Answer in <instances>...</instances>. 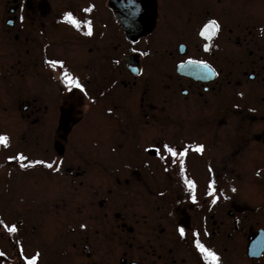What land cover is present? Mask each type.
<instances>
[{"label":"rangeland","instance_id":"374dc122","mask_svg":"<svg viewBox=\"0 0 264 264\" xmlns=\"http://www.w3.org/2000/svg\"><path fill=\"white\" fill-rule=\"evenodd\" d=\"M89 1L76 0V22L81 24L76 36L64 26L50 32V37L59 41L76 38V47L62 44L47 51L48 58H64L75 73L87 74L81 79L85 90L73 88L62 94L58 85L62 70L50 61L42 64L41 47L30 48V53L7 39L8 28L0 21V136L8 138L7 144H0V264H29L31 260L36 264H166L167 260L175 264L177 257L182 264H202L195 241L201 244L200 249L206 246L216 253L218 250L223 256L220 264H249L245 254L247 234L264 228V143L250 141L254 134L263 135L264 127L256 128L250 120L252 116L259 118L249 108L257 101L253 90L250 99L236 94L255 84L248 83L244 76L239 81L241 87H226L227 74L232 71L234 37L229 34V43L224 40L228 45L223 53L214 50L207 55L198 48L196 31L211 16L223 14V20L229 22L227 15L231 18L233 9L251 13L254 18L264 16V0H192L193 8L185 22L190 27L186 30L179 22L180 2L172 0L170 8L163 4L157 23L167 29H156L150 37V52L145 54L147 59L142 57V74L137 78L118 63H105L111 52L105 42L106 31L98 25L105 22L106 0H94L99 5L92 15L85 8ZM87 17L94 20L95 29L92 26L89 30L94 34L91 39L83 27ZM169 25L174 26L170 29ZM224 33L221 31L218 43H222ZM179 43L187 47L183 56L177 48ZM165 48H170L172 60L165 61L168 63L159 59ZM120 52L126 54L127 48ZM184 59L222 68L208 94L201 88L188 90L189 84L184 82L183 89L190 91L188 98L183 99L182 87L168 93V82L171 89L179 85L174 66ZM47 64L56 70L49 71ZM165 64L161 70L159 66ZM169 65L171 71L165 69ZM111 66L114 76L108 72ZM113 77L116 84L110 90ZM121 80L126 85L134 82L145 86L151 111L168 103L171 115H158V130L153 125L143 129L145 120L133 119L124 106L116 103ZM222 85L224 93L220 92ZM141 87L133 89L123 104L129 106ZM106 92L114 102L112 112L104 108L107 95L99 96ZM89 96L96 98V105L89 104ZM223 96L224 101L218 103ZM241 102L247 109L234 108ZM223 104L227 107L219 114L217 108ZM186 107L189 110H181ZM259 108L264 112V107ZM62 112L67 119L64 134L58 132ZM188 117L195 118L193 124H181ZM119 122L129 125L133 133L120 131L116 126ZM158 136L176 144L180 141L177 138L185 140V144L180 143L182 147H190L188 139L205 141L203 155L199 151L187 153L183 177L193 186L191 201H177L183 195L175 192L172 181L180 173L169 168L177 158H170L163 148L159 155L144 151L149 144L144 142ZM162 142L160 147L168 146ZM196 144L201 145L193 142L191 146ZM237 204L248 211L261 210V214L256 218L250 214L239 217ZM178 227L186 231L184 239ZM243 227L250 228L245 231L248 233ZM236 244L241 248L237 250ZM252 264H264V257Z\"/></svg>","mask_w":264,"mask_h":264},{"label":"flooded vegetation","instance_id":"af4514ba","mask_svg":"<svg viewBox=\"0 0 264 264\" xmlns=\"http://www.w3.org/2000/svg\"><path fill=\"white\" fill-rule=\"evenodd\" d=\"M119 1L120 0H106V5H105V2L103 1L104 9H106V12L104 15L105 22L99 24L98 26H101L103 30L106 31L107 37L105 39V42L108 45L109 52H111V54L109 55V58L107 54V60H105V63L106 61L110 63H114V64L118 63L121 66L125 67L126 71L129 72L127 73L131 77L137 78V77H140L142 74V65H141L142 57L146 58L148 55L145 56V54L147 53L149 54L150 52V50L147 48V46H149L150 37L153 36V33L156 29L157 30H160L162 28L167 29V26L161 25V24L158 25L157 23L159 9H161V6L163 4L168 5L170 8V2L172 0H152L154 3V8H155L154 28L152 31L145 32V33H144V30H145L144 23H146L148 20L147 19V11H148L147 6L149 5L151 6V4L150 3L146 4L145 1L143 0H135L133 4L136 3V9L138 11L136 10V13H134V16L138 22L134 23L132 16L127 15V18L130 21V24H129L121 18L118 10L116 12ZM175 1H179L180 4L182 5V10H181L182 15H180L182 19H179V22L181 23V26L186 30L190 27V25L188 27L185 22L187 21L186 15H188V12L193 8L192 0H175ZM92 2L90 1L87 2L85 6V8L89 12V15L95 14L97 11L96 5H99V3L95 2L94 0H92ZM221 9L222 10L224 9L223 2L221 3ZM149 10H150V7H149ZM206 13L209 14L208 11H206ZM219 16L220 17L211 16L210 18L205 19V21L197 29L196 33H197V37L199 40L198 48L201 50V52L207 55L212 54L214 50H216L217 53L218 51H220V53H223L225 50H227V45L229 43V40L232 39L230 35L234 37V50H233V55L231 56L233 58V61L231 63L232 71H230L227 74L228 80H227L226 87L231 86L232 84H235L236 89L241 87L240 85L241 83L239 81H241L244 78V76H247L248 83L252 82L255 84V86L252 87L251 89L246 90L244 92H239L238 94H236V96L239 98L241 97V99H246V98L250 99L252 97L250 90H253L252 92L257 101L255 102V106L252 107V105H250L249 108L254 109V111L257 112V114L259 115V118L258 116H252L250 120H251V123L256 126V128L260 126L264 127V112H260V108H259L260 106L261 108L264 107V16H261V17L256 16V18H254L255 16L251 15V13H247V14L240 13L239 10H235V9H233L231 12V18L229 14L227 15V18H229L228 19L229 22H226L223 20L224 19L223 17H225L223 14H220ZM86 19H87V23L84 24L83 27H85L87 31L92 30L93 29L92 26H94L93 24L94 20L91 21L90 20L91 17H87ZM0 21L1 22L3 21L5 27L8 28V30L5 31V33L8 36L7 39H11L13 40L14 43H18V46L20 47H26L27 52H30V53H31L30 48L36 47V45L41 47V52H43L42 64L43 62L50 61L51 63H54V66L56 67V69L60 68L62 70L61 71L62 75L60 76L58 80V85L60 89L62 90L61 91L62 94H65L64 92L68 93L73 88L75 89V91L76 89L80 90L81 88H82L81 90H85V88H83V86L85 85L82 84L81 79L87 76L86 73H83L84 76H81L80 74L78 75L77 73H75L76 71L73 68L68 67L64 58H57V59L48 58V54H47L48 48L51 46H55V45L63 44L67 46L76 47V38L73 41L69 39H66V40L63 39L59 41L60 39L57 40V39H53L50 37L51 30L55 29L58 26L66 27L67 29L71 30L76 36V28L78 26H81L79 22H76V0H0ZM212 22H216L219 25V30L216 32L215 36L207 44V41L205 39L200 38L199 31L203 25H205L206 23H212ZM172 26L174 25H169V28L171 29ZM94 29H95V26H94ZM221 31H225V33L222 35L223 41L222 43H218L217 40H219L220 38ZM92 33L88 35L86 34L87 37L90 39L94 37V34ZM98 40L104 41V39L102 38H99ZM224 40H227L228 43L225 42ZM60 42L62 43L60 44ZM16 45L17 44H15V46ZM181 45L184 46L183 53H181V48H180ZM206 45H208V47L204 49ZM141 46H144V47L141 49L140 48ZM126 48H127V53L122 54L120 51ZM177 48L181 56L185 55L187 51V47L184 43H179L177 45ZM113 52H117V54H115L116 55L115 58H113V56H115L113 55ZM130 55L137 56V61L140 67V74L138 75H133L125 65V62H124L125 58ZM61 56H64V55H61ZM159 59L162 62L171 61L172 59L170 55V48H165L162 51V53L159 55ZM188 61L201 62V63H205L206 65H208L215 73L214 80L209 83H201V82H194L193 80L187 77H182L178 75L176 73L177 65L180 63L188 62ZM154 62H157V59H155ZM165 63H168V62H165ZM48 67H49L48 68L49 71L56 70L55 68L50 67L49 65ZM112 67L113 66H111L108 72L110 75L114 76V71ZM159 67L162 68L161 70H163L164 69L163 67H166V64L165 66L160 65ZM170 68L172 67L169 65V67L165 69H168L169 71H171ZM174 73H175L174 75L177 76V79L180 80L178 82L179 85L176 87V89H171L172 86H170L168 82V87L166 88V90L168 91L169 94H174L177 90L181 89L180 87H182L181 94L183 96V99H186L188 98L189 92H190L188 90H190L191 88H196L197 90L201 88L202 92L205 95L208 94L209 90L211 88H214V87H211V85L217 81V79L220 77V74L223 73V70L221 67L219 66L216 67L210 62H204V61L196 60V59H184V60H180L178 63L175 64ZM95 74L98 77L101 76V75H98V67L96 66H95ZM117 74L119 73L117 72ZM91 75H92V78L94 79L93 77L94 72ZM168 75L172 77L173 74L169 73ZM104 76L107 77V73H105ZM182 82L189 84L188 90L183 89L184 83ZM77 84H79V87L76 86ZM115 84L116 82L114 81V77H113L110 90ZM119 84L122 90L118 94H116V97H117L116 103L118 105L124 106L126 111H128L132 115L133 119H140V120L143 119V121L144 120L146 121V117H151V118H148V121H146L144 125L152 124V125L159 126L160 116L158 115L160 113L162 114V110H164L165 108H168L166 106L168 103L166 105L163 104L162 107H159L161 111L160 109L156 111H151L152 108H148V102L146 101L148 97L147 96L148 92L147 90L143 89V87L145 86L141 87L140 84L137 85V83H134V82L126 85L125 80L119 81ZM138 87H141L140 88L141 91L140 93L138 92L139 93L138 96L135 97L134 99H131L129 106L124 105L122 100L123 99L128 100L129 93L133 89L137 90ZM223 90L224 89L222 85L220 92L222 93ZM142 91H145V92L142 93ZM105 95H107V102L105 103L104 108L111 111V108L114 105L113 99L111 98L110 94L107 92L101 93L99 96L104 97ZM89 99H94L96 101V98H91L90 96L88 100ZM224 99H225V96L219 99L218 103L223 102ZM167 100L168 98L165 97L164 101H167ZM132 103L135 104V108H132ZM215 104H216L215 106H218L217 103ZM223 105H224L223 107L221 106L217 108L219 114L221 112L223 113L227 107L226 104H223ZM244 107H245V104L243 102L236 104V106H234V108H238L239 111L243 109H247V107L246 108ZM44 109L47 110L46 107H44ZM168 110L170 111L169 108ZM181 110L184 111V110H189V109L186 107V108H182ZM60 115L61 117L59 119L58 132L64 134V130H65L64 126H65L67 119L65 118V114L63 112L60 113ZM113 116L116 117V115H113ZM194 119L195 118L188 117V118H185L184 122H181V123L188 125V123L191 122L193 124ZM179 121H181V119ZM116 124L117 123H115V125ZM174 125H176V123H174ZM116 126L118 127L122 125L119 122ZM197 127L202 128L201 126H197ZM204 130L206 129L204 128ZM131 133H133V131H131ZM262 133L263 135L254 134V138L250 142H254L255 144L264 143V128L262 129ZM60 137L61 135L59 134V138ZM125 138L127 137L125 136ZM177 139L180 140L179 143L178 144L171 143V149L166 151V154H168V156L173 159V158L178 157L177 154L182 153V152L184 153L183 167L180 169L179 168L177 169L175 165L171 166V169H177L176 171L181 173V170L185 171L184 169H187L186 167V163H187L186 159L188 157L187 153L189 152L190 154L193 152H197V149H202L198 153L203 155V149H204L203 144L205 143V141L188 139L187 141L189 142L190 147H182L180 143L185 144L184 143L185 140H182L179 138ZM162 141H164L163 138L159 139L157 142L154 139V144L158 145L159 146L158 148H160L159 143H161ZM171 141L172 140H170V142ZM193 142L200 143L201 145L198 146L199 144L198 145L196 144V145L191 146ZM163 143L165 144V141ZM164 148H165V145L163 146V149ZM159 152L160 150L157 151L158 155H159ZM173 152L176 153L175 156L172 154ZM62 153L63 152H61L60 154ZM206 169L208 172H210L208 166H206ZM209 183H212L211 179ZM207 194L209 196L211 194L209 193L208 189H207ZM211 197L213 198L214 196H211ZM235 210H236V214H238L237 216L239 217L250 214V217L256 218L261 214V210H253V212L248 211L244 209L243 206H241L240 204L239 205L237 204L235 206ZM239 217H238L239 219L238 225L241 223V220ZM235 222L237 224V219L235 220ZM234 227L235 229H237V225L234 224ZM180 228L181 227H178V230L181 233L182 239H184L186 235L185 233L186 231L184 230V228H181L184 232L183 233L181 232ZM243 229H244V233H248L245 231H248V229L250 228L246 230V228L243 227ZM261 231L264 232V228L262 227L257 228L255 232L253 233L249 232L247 234V244L245 247V254H246V261L249 264H252L253 261H258L264 257V248H263L261 255L258 258H250L247 252L250 241L253 240L255 237H257L259 232ZM184 244H187V243H184ZM189 244L193 248L192 243L190 242ZM199 244L200 243H198L197 241L193 242L195 251L198 252L199 259L202 262V264H209V262L206 261V259L204 258L207 255L212 259L210 261V264H220V261L223 260L222 259L223 256H221L222 254L218 250L216 253L215 251L210 250L211 248H206L205 246V251H201V249L199 248ZM239 248L241 247L237 245V250ZM157 251H158V248H157ZM170 253H171V250L170 248H168L167 255H170ZM176 259H177V262L178 261L179 262L178 263L174 262L175 264L183 263L179 257H177ZM131 263L138 264L136 262H130L129 264ZM166 264H171V262L167 260Z\"/></svg>","mask_w":264,"mask_h":264},{"label":"water","instance_id":"95a60500","mask_svg":"<svg viewBox=\"0 0 264 264\" xmlns=\"http://www.w3.org/2000/svg\"><path fill=\"white\" fill-rule=\"evenodd\" d=\"M135 0H120L116 9V12L118 10L119 15L121 18L130 24L129 19L127 18V15L132 16L133 22L136 23L138 22L135 19L134 13H136V3L133 4ZM145 1L146 4L150 3L151 6H147V22L144 23V33L145 32H150L154 28V21H155V8H154V3L152 0H143ZM147 1V2H146ZM150 7V10H149ZM138 11V10H137ZM143 11V10H142ZM141 11V12H142ZM126 17V18H124ZM210 23H206L200 28L199 31V36L202 39H205L207 41V44L209 41L215 36L209 30L208 32H205V29L208 27ZM143 33V32H141ZM208 45L204 47L206 49ZM181 53L184 52V46L181 45ZM125 65L128 68V70L133 74V75H138L140 74V67L139 63L137 61V56L136 55H130L125 58ZM176 73L182 77H187L194 82H201V83H209L212 82L215 78V73L214 71L205 63L201 62H195V61H188L185 63H180L177 65L176 68ZM264 248V232H259L258 236L255 237L253 240L250 241L248 245V256L250 258H258ZM135 264V263H131Z\"/></svg>","mask_w":264,"mask_h":264},{"label":"trees","instance_id":"16d2710c","mask_svg":"<svg viewBox=\"0 0 264 264\" xmlns=\"http://www.w3.org/2000/svg\"><path fill=\"white\" fill-rule=\"evenodd\" d=\"M145 91H142V93H144ZM89 101V104H93V105H96V101L94 100V99H89L88 100ZM104 110V109H103ZM144 112V111H143ZM146 112V111H145ZM163 117H166V116H170L171 115V112L168 110V108H165L164 110H162V114H161ZM161 116V117H162ZM148 118H151V117H146V121H148ZM170 120V119H169ZM181 124H183V123H181ZM152 124H146V125H143L142 127H144L143 129H145V128H150L149 126H151ZM178 125V123H176V125L175 126H177ZM128 127H129V125H122V126H118V128L121 130V131H123V132H125V133H131V130L130 129H128ZM141 127V128H142ZM160 128V124H159V126L158 125H153V128ZM158 128L156 129V130H158ZM64 129H65V127H64ZM159 139H161V137L160 136H158V139H155V141L157 142ZM163 140L164 141H166L167 142V144H168V146L165 144V148H164V150L165 151H168V150H170L171 149V143L170 142H168V141H170V139L169 138H163ZM163 141V142H164ZM149 143L147 146H145L144 147V151L146 150V151H153V152H157V151H161V149L163 148V147H160V148H158L159 146L158 145H155L154 144V140H152V139H150V141H145L144 143ZM162 142V143H163ZM167 146V147H166ZM178 155V157H177V160H172V162H170V164H169V168L171 169V166H176V168L178 169H180V168H182L183 167V160H184V153L182 152V153H179V154H177ZM177 169H171L172 171H176ZM183 173H184V171L183 170H181V173H180V175L179 176H177L176 178H175V180L174 181H172L173 182V187H174V189H175V192L176 193H178V195L179 194H182L183 196H179V200H177V201H182V200H186V201H191V199H192V194H193V191H194V189H193V186H191L185 179H184V177H183ZM212 191V190H211ZM209 193H211L210 191H209ZM210 196H213V193H211L210 194ZM181 229V228H180ZM182 230V229H181ZM208 257V258H207ZM205 259H206V261H208L209 262V264H210V261L212 260L208 255L206 256V257H204Z\"/></svg>","mask_w":264,"mask_h":264},{"label":"snow or ice","instance_id":"6c2138e0","mask_svg":"<svg viewBox=\"0 0 264 264\" xmlns=\"http://www.w3.org/2000/svg\"><path fill=\"white\" fill-rule=\"evenodd\" d=\"M209 30H211V32L213 34H215L218 30H219V25L216 22H212L208 25V27L205 29V32H208ZM89 34H91V32L89 31ZM77 87H79V84L76 85ZM8 142V138L7 137H2L0 136V144H7ZM202 149H197V151H201ZM174 156L176 155L175 152L172 153ZM49 167H51V165H49ZM15 228H11L10 231H15ZM181 232H183V230H181ZM201 251H205V249L201 248ZM215 259V257H214ZM29 264H36L35 260H31L29 261Z\"/></svg>","mask_w":264,"mask_h":264}]
</instances>
